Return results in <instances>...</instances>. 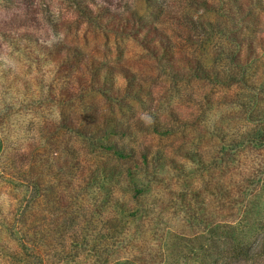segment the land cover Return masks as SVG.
Listing matches in <instances>:
<instances>
[{"label":"rangeland","instance_id":"1","mask_svg":"<svg viewBox=\"0 0 264 264\" xmlns=\"http://www.w3.org/2000/svg\"><path fill=\"white\" fill-rule=\"evenodd\" d=\"M201 1L213 4L215 13ZM81 7L140 18L173 45L180 66L185 57L196 58L222 70V79L231 72L227 59L237 25L256 17L254 31L241 32L254 38L259 59L246 86L217 87L193 78L180 84L156 70L131 34L87 23ZM227 8L222 0H0V264H34L37 258L41 264H264V173L256 188H246L252 192L243 203L233 185L240 171L264 170V149L233 148L235 162L209 181L206 190L214 196L202 205L209 230L193 226L196 220L185 223V208L173 195L185 180L203 189L209 171L202 167L225 149L218 137L201 139L196 131L206 125L219 133L214 123L220 119L230 125L223 142H239L257 131L263 117L249 107L257 100L264 108V11L257 0L243 15ZM68 47L89 57L84 63L90 76L85 64L59 65ZM105 66L112 71L104 98L88 81ZM125 69L134 76L130 83L120 74ZM132 83L137 87L131 93ZM155 125H165L171 135L156 134ZM112 128L124 132L117 144L126 151H151L149 176L139 184L152 180L151 158L159 154L156 194L134 200L126 179L104 204L87 182L93 169L113 161L100 148ZM64 161L65 171L59 169ZM225 192L236 206L221 200Z\"/></svg>","mask_w":264,"mask_h":264},{"label":"trees","instance_id":"2","mask_svg":"<svg viewBox=\"0 0 264 264\" xmlns=\"http://www.w3.org/2000/svg\"><path fill=\"white\" fill-rule=\"evenodd\" d=\"M222 1H225L228 4V8L226 9V11L230 15H235V13L243 15V13H245V11L247 10L248 3L251 2V0ZM257 1L259 3V12L261 10L264 11V9H262V3L264 4V0ZM201 6L203 8L206 7L209 13H215L213 4L207 1H201ZM79 11L82 12V14L85 16L84 18L88 20L87 23L89 24L97 25L99 27L104 26L107 30L114 33H120L122 35L131 34L132 38L139 43V45L144 49V51L147 52L148 57L150 56V58L152 59L151 61L153 63L155 62L154 64L157 65L156 70L160 71L159 73L162 74L163 77L166 75L169 77V79L180 84L181 82L188 81L193 78L197 81H201L207 84L211 83L212 85H215L217 87L222 86L221 84H227V86L231 88L246 86L248 83H250L248 82V78L246 75L249 70L251 72L255 63H257L259 59V56L257 55L256 51L257 46L256 43H254V38L243 33L254 31V27L257 25L256 17L255 20L253 19L248 21L245 19H241V24L237 25L238 29L234 31V49L232 52H229L230 58L227 59V67L231 69V72L229 73V76H226L224 79H222V70H218L215 66H205L196 58L185 57L182 66H180L181 61H176L173 57V55H176L174 53L176 49L173 48V45L168 43L166 37H164V35H161L152 25L146 23L145 21H142L140 18L138 19L131 15L129 16V18L110 15L107 10L105 11V13H102L98 9L92 10L87 7H81ZM217 12H219V10H217ZM99 18L102 19L98 20ZM203 42H205L203 41V39L199 40V44H202ZM263 47L264 46L261 47L260 52L261 50L263 51ZM228 54L226 56L227 58ZM85 57L86 55L84 53H81L79 48L68 47L67 49H65L64 55H59V58L61 60V63H59V65L65 68H70L73 65H76L78 67L81 64H85V70H88V74L90 76V72L92 71L90 68L91 66L87 65L88 61L84 63L85 59L89 57ZM107 71H112L109 66H105L104 71H93L92 78L88 81V86L90 90L103 96L104 98L107 94V90H110V86L109 84H107V80L111 79H108L110 76L107 74ZM120 74L122 75L123 79L129 81V83L132 79H134L133 74L127 71V69L122 71ZM251 74H253V72H251L249 75ZM261 74L264 75V71H262ZM135 84L136 83H132V86H130L131 93L132 91H134V89L136 90L137 84ZM240 106L242 107V105H239V107ZM168 110V108L163 109L159 114L164 115L167 113ZM249 110H252L253 113H260L263 115V117L258 121L257 131L253 132L252 136L248 135L239 138L241 140L243 139L242 141L235 142V140L237 139L226 137V139H228V141L231 143V145H226L228 141H223H225V136H227L226 133L230 125H225V123L222 122V120L220 119L219 121H216L214 123V125H217L219 133H217L216 131H214L216 133H211L208 126L206 125H204L200 130L198 129L199 131H196V134L201 137V139H205V137L207 136V138L218 137V141H216L217 145H224L225 149L221 151V156L219 157V159L213 158L207 161L209 162L210 168L202 167V170L204 172L205 170L207 172L209 171V176L207 177V180L203 182V189L199 187L197 189H193L194 185L192 184V182H187V180H185L183 182V190L178 193L176 192L175 194L173 192L174 199L178 200L180 202V205L185 208V216L183 219L185 223H191L196 220L197 223L193 226H197V228L199 229L201 227H203V229L207 228L205 230H209L211 228V223L208 218L209 212H206L202 205L205 203L206 198H213L214 195L206 189L211 186V183H209V181L213 180L214 182L217 177L222 178L232 160L233 162H235L234 157L236 155V152L233 156L230 155V151L233 148L239 149L240 146L246 145L242 148L243 151H248L249 149H264V108L262 107L261 109L259 102L257 100H254V103L249 107ZM172 112L173 111L170 110V115H168L169 117L171 116ZM87 120H89V122H91L92 124H97V117L95 114H88ZM182 125L185 129L187 124L185 123V121H183ZM154 130L155 133L160 136L167 137L170 134L165 125H155ZM216 134L217 136H215ZM123 135L124 132L122 133L121 130L112 128L107 133H105V135L102 136V138L107 140V142H105L104 147L101 146L100 148L101 150L106 152L109 158H113V161L109 165L101 166V169L96 167L88 174V178L86 179L87 182H89V180L92 181L91 187L98 190V192L103 198L104 204H108L110 203V201H112V195L115 191L114 187L119 184V181L126 179L131 180V185L133 187L132 198L134 200H138V198L143 196V194L145 193H147V196L148 194H151L150 192L152 191V194H156V192L154 191L159 189L161 183L160 179L155 178L156 174H159L161 166L159 160H157L156 158L159 156V154L155 153L151 158V160L153 161L151 166V168L153 169L151 177L152 180L147 181L146 185L144 183L139 184V182L142 180L146 181V178L149 176L150 163L148 161V158L151 155V151L139 152L135 151L132 148L126 151V148H124L123 146H118L119 144H117L119 138H124ZM237 152L240 151L237 150ZM215 161H219V163L216 164ZM60 166V170L65 171V169H69L65 161ZM217 167H219L218 174H216L215 172V169H217ZM178 169L180 170L179 167H172V170ZM263 173V169H261L260 172L259 170L253 169L239 172V179L237 180V182H234L233 185L237 188L236 195H242L243 197H245V199L241 197V203H243V200H247L251 197L252 191L250 193H244L246 188H256ZM87 182L85 181V183L88 185ZM93 183L96 185L95 187H93ZM147 189L148 192L146 191ZM36 190H39L37 186ZM205 191H208L209 193L206 195L204 194ZM220 197L221 200L226 203V205L228 204V206H236V203L234 201H231L233 197L229 196L227 192L221 194ZM193 206L197 207V211L202 210L203 214H196L193 210ZM206 222H209V225H207V227L205 225ZM178 234H182V236H185V234L183 233ZM36 260L37 261L34 264H41V262H38V258Z\"/></svg>","mask_w":264,"mask_h":264}]
</instances>
